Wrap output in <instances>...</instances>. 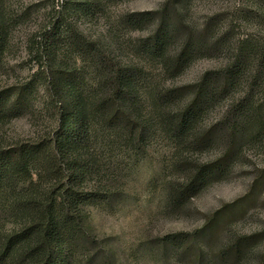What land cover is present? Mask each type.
<instances>
[{
  "label": "trees",
  "instance_id": "1",
  "mask_svg": "<svg viewBox=\"0 0 264 264\" xmlns=\"http://www.w3.org/2000/svg\"><path fill=\"white\" fill-rule=\"evenodd\" d=\"M5 1L0 62L14 24ZM190 1L169 0L159 10L125 15L121 31L154 28L130 46L133 59L126 63L115 55L122 48L117 37L104 44L73 26L72 17L95 15L99 1H69L56 12L57 21L44 26L36 73L0 91V126L31 110L40 91L51 122L32 140L0 138V264H95L97 249L106 264H116L112 247L105 243L106 251L94 234L93 213L130 196V167L155 144L166 142L170 154L166 206L181 211L247 148L264 141V33L258 17L245 13L254 32L236 38L238 17L217 15L194 24ZM206 58L218 59L219 66L193 84L168 83ZM215 147L221 151L215 163H193L192 152ZM221 219L218 212L200 232L169 235L160 245L181 252L189 240L203 239L198 264H264V249L253 259L264 248V232L230 234L210 256Z\"/></svg>",
  "mask_w": 264,
  "mask_h": 264
},
{
  "label": "rangeland",
  "instance_id": "2",
  "mask_svg": "<svg viewBox=\"0 0 264 264\" xmlns=\"http://www.w3.org/2000/svg\"><path fill=\"white\" fill-rule=\"evenodd\" d=\"M69 1L71 5L80 1H99L95 15L72 17L73 26L88 40H101L105 44L117 37L122 48L116 50L115 55L126 63L133 59L130 46L150 35L154 28L125 32L118 27L121 20L131 13L159 10L169 0H6L4 8L14 24L9 48L0 62V91L24 84L36 73L40 65L36 51L40 33L44 26L50 27L57 21L56 12ZM190 5L189 21L194 24L201 25L217 15L238 17L234 18L237 19L234 36L243 37L254 32L243 19L247 13L258 17L257 28L264 33V0H191ZM219 63L215 58L202 59L168 83L176 86L193 84ZM36 96L31 110L26 109L18 118L0 126V138L8 143L28 141L48 129L51 122L44 108L45 94L40 91ZM224 106L225 103L212 112L203 126L211 125ZM190 157L199 168L215 163L221 157V151L215 147L192 152ZM169 160L167 143L155 144L146 159L130 167L132 170L127 178L130 196L93 213L94 234L99 235L104 247L105 243L112 247L116 264H198L205 243L203 239L189 240L181 252H173L160 243L169 235L200 232L218 212H222V219L215 229L216 242L210 256H215L230 234L250 236L264 232V141L247 148L227 174L181 211H170L165 203L164 180L169 175L165 168ZM263 249L256 250L253 259L258 261ZM97 253L95 264L108 263L106 255L98 249Z\"/></svg>",
  "mask_w": 264,
  "mask_h": 264
}]
</instances>
